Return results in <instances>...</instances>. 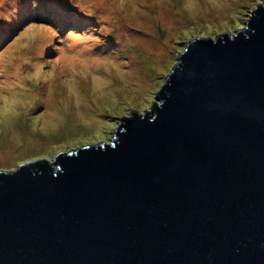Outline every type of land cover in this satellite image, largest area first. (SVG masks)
Returning <instances> with one entry per match:
<instances>
[{"label": "water", "instance_id": "obj_1", "mask_svg": "<svg viewBox=\"0 0 264 264\" xmlns=\"http://www.w3.org/2000/svg\"><path fill=\"white\" fill-rule=\"evenodd\" d=\"M157 99L0 171V264H264V6L186 43Z\"/></svg>", "mask_w": 264, "mask_h": 264}, {"label": "rangeland", "instance_id": "obj_2", "mask_svg": "<svg viewBox=\"0 0 264 264\" xmlns=\"http://www.w3.org/2000/svg\"><path fill=\"white\" fill-rule=\"evenodd\" d=\"M21 1L0 0L3 172L109 144L123 118L158 103L186 43L235 34L264 6V0H26L18 13Z\"/></svg>", "mask_w": 264, "mask_h": 264}, {"label": "trees", "instance_id": "obj_3", "mask_svg": "<svg viewBox=\"0 0 264 264\" xmlns=\"http://www.w3.org/2000/svg\"><path fill=\"white\" fill-rule=\"evenodd\" d=\"M21 2H22V3H21ZM21 2H18V3H17L18 5L16 6V8H18V7L20 8V9H18V10H15V11L18 12V13H22V12L26 11V8H27V4H28V3L25 4L26 0L21 1ZM21 4H22V6H21ZM11 7H13V6H12V5H9V6H7V8H6V7H5V8H6L7 10H9ZM32 7H34V8L37 10V8H39V4L36 3V4L32 5ZM6 9H5V10H6ZM36 10L32 9V11H34V12H35ZM0 34H2V33H0ZM3 35H4V34H3Z\"/></svg>", "mask_w": 264, "mask_h": 264}, {"label": "bare ground", "instance_id": "obj_4", "mask_svg": "<svg viewBox=\"0 0 264 264\" xmlns=\"http://www.w3.org/2000/svg\"><path fill=\"white\" fill-rule=\"evenodd\" d=\"M76 40V39H75ZM83 49V48H82Z\"/></svg>", "mask_w": 264, "mask_h": 264}]
</instances>
